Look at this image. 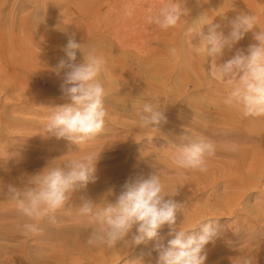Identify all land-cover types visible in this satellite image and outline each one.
<instances>
[{"label": "rangeland", "instance_id": "374dc122", "mask_svg": "<svg viewBox=\"0 0 264 264\" xmlns=\"http://www.w3.org/2000/svg\"><path fill=\"white\" fill-rule=\"evenodd\" d=\"M164 2L0 0V264H156L154 245H167L175 235L167 225L146 244L89 246L90 225L79 212L83 192L46 216L39 234L21 233L26 218L7 197L8 185L22 186L26 174L89 152H100L98 179L86 192L98 207L107 199L114 203L126 181L160 172L166 191L178 189L173 199L184 206L177 212L179 227L217 219L222 235L207 246L206 264H236L240 255L264 264V117H246L223 103L227 86L209 77L210 58L194 53L198 38L187 34L203 12L225 34L227 20L240 12L256 15L264 29V0H184L188 15L168 30L147 22ZM70 37L85 47L100 45L107 60L102 81L109 115L103 132L80 148L43 134L50 107L68 102L60 90L64 70L57 75L53 69L66 59ZM254 43L246 34L221 62ZM152 99L161 102L166 117L159 131L138 127L137 113ZM184 132L215 142L206 173L182 176L173 165Z\"/></svg>", "mask_w": 264, "mask_h": 264}, {"label": "clouds", "instance_id": "9594fccd", "mask_svg": "<svg viewBox=\"0 0 264 264\" xmlns=\"http://www.w3.org/2000/svg\"><path fill=\"white\" fill-rule=\"evenodd\" d=\"M188 12L184 0H165L147 17V22L168 30L177 27ZM125 14L131 16L132 9L126 6ZM226 27L230 29L227 34L207 12L201 13L187 29L191 40L198 38V43L191 46L197 56L210 58L209 77L227 86L223 98L226 106L238 108L246 117H264V29L258 27L256 15L245 12L228 19ZM248 33H252L257 43L250 44L246 50L237 49L234 55L221 62L226 50L231 51ZM63 51L66 59L61 58L53 71L59 75L64 70L60 90L68 102L50 107L43 134L65 139L80 148L103 132L109 115L108 93L102 81L107 60L100 45L85 47L84 42H77L74 37L68 39ZM169 52L172 57L177 54L174 47ZM137 115L140 129L159 131L160 125L166 123L163 106L156 99L144 101ZM180 139L182 143L171 157L179 174L206 173L208 160L216 152L215 142L185 132ZM99 153L69 156L61 164H47L35 174H26L22 186L8 185L7 197L26 218L19 226L21 233L39 234L42 231L40 222L46 216L64 208L76 193L83 192L85 194L79 197L82 201L79 212L87 217L90 225L86 240L89 246L130 248L146 244L156 240L158 230L167 225L170 234L175 235L167 245L160 242L154 245L153 250L158 253L156 264H206L207 246L215 244L222 235L217 219L208 217L190 228L179 227L177 212L184 206L173 199L178 189L166 191L160 172L126 181L114 203L107 199L102 208L98 207L86 192L88 185L98 179ZM108 193L109 196L114 194L111 189ZM236 264L255 262L248 255H240Z\"/></svg>", "mask_w": 264, "mask_h": 264}, {"label": "bare ground", "instance_id": "6f19581e", "mask_svg": "<svg viewBox=\"0 0 264 264\" xmlns=\"http://www.w3.org/2000/svg\"><path fill=\"white\" fill-rule=\"evenodd\" d=\"M264 160V159H263ZM263 173V172H262ZM227 178V177H226ZM232 180H234V179H232ZM240 183V182H239ZM227 184H228V182H227ZM236 185V184H235ZM234 186V185H233ZM233 188V187H232ZM235 189V188H234Z\"/></svg>", "mask_w": 264, "mask_h": 264}]
</instances>
